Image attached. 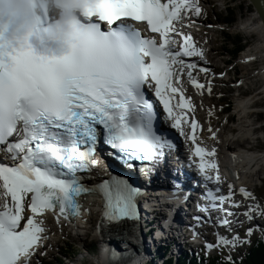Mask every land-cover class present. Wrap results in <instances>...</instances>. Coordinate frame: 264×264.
<instances>
[{
	"label": "snow or ice",
	"instance_id": "snow-or-ice-1",
	"mask_svg": "<svg viewBox=\"0 0 264 264\" xmlns=\"http://www.w3.org/2000/svg\"><path fill=\"white\" fill-rule=\"evenodd\" d=\"M201 16V0H0V264H31L43 255L46 213L57 223L82 218L90 214L81 203L86 196L100 198V224L110 234L122 237L138 225L142 188L113 174L104 159L149 180L176 148L156 127L158 105L149 93L170 127L195 144L187 85L211 93L217 75L185 60L207 63L185 31ZM214 155V148L195 146L198 159L188 158L206 188L203 215L193 219L210 222L215 212L217 226L231 231L229 218L264 217V205L246 188L238 191L247 205L234 199L232 184L221 191L217 164L205 160ZM252 233L249 227L245 235ZM216 235L205 251L249 242L239 233ZM119 255L113 247L110 264ZM225 264L236 262L229 256Z\"/></svg>",
	"mask_w": 264,
	"mask_h": 264
},
{
	"label": "rangeland",
	"instance_id": "rangeland-1",
	"mask_svg": "<svg viewBox=\"0 0 264 264\" xmlns=\"http://www.w3.org/2000/svg\"><path fill=\"white\" fill-rule=\"evenodd\" d=\"M201 6L206 16L198 18V25L194 28L191 27L190 34L204 50L207 66L211 69V72L217 70V72L224 73V75L221 77L218 73L217 80L211 82V93L208 91L201 93V90L199 92L195 88L187 87L188 95L191 96V101L194 104L195 116L203 127L199 139L211 150L215 149L214 158L221 163L232 161L227 156L226 148L228 147L229 150L264 156V94L261 93L264 87V79L256 77L259 68L264 66V58L257 57L255 60L245 63L248 66L241 67L245 51L247 49L252 50V48L254 50L255 46L262 45L264 38L259 33H245L237 30L239 23L252 19L253 14L256 13L253 12L248 0H201ZM240 6L243 11L240 10ZM250 8L252 11H250ZM227 10L234 13L235 23L233 25L222 22L227 15ZM208 25H212V27H208ZM236 39H242L244 45V50L238 54L232 52ZM213 79H215V76ZM245 98H253V104L249 105L248 109V119H243L246 122L250 121L251 126L249 129L253 134L251 140H244L241 137L244 131L243 128H240L239 115L235 113L237 102ZM213 132L215 137L212 135ZM258 162L253 167L255 168L253 175L249 174L247 170H245L246 172L243 171L242 174H245L247 181L245 188L254 194L257 198L256 202L264 205V164ZM237 198L244 199L241 194ZM245 202L244 204L247 205L248 203ZM93 212L90 225L80 231L84 236L77 237L78 242L73 246L74 249L81 251L84 264L101 262V258L96 253L89 252L90 245L93 246L95 240H92L93 236L88 235L90 232L88 227L91 225L94 227L93 225L96 224L98 216L96 209ZM238 216L243 222L236 223L241 230L240 237L249 242L237 245L235 248L229 246V251L223 252L225 256H238L239 253H243L250 246L254 239L262 235L261 226L257 228L254 226L253 220L249 223L243 215ZM262 224L264 225L263 221ZM56 225V222L51 220L50 226L54 228ZM249 227L253 229L250 237L245 235ZM237 230L236 233H238ZM65 231L62 229L63 235L68 237L66 242L71 244L73 235L70 232L64 234ZM54 234L55 237L52 235L50 239L53 245H48L49 240H46L48 242H45L46 247L42 251L44 254L37 253L40 256H36L37 258L32 264H52L51 257L55 255L56 251L67 249L63 246L65 243L61 233L55 229ZM153 246L151 245L152 248ZM154 262L156 263V260ZM167 263H169V260H167ZM170 263L172 264L171 261Z\"/></svg>",
	"mask_w": 264,
	"mask_h": 264
},
{
	"label": "bare ground",
	"instance_id": "bare-ground-1",
	"mask_svg": "<svg viewBox=\"0 0 264 264\" xmlns=\"http://www.w3.org/2000/svg\"><path fill=\"white\" fill-rule=\"evenodd\" d=\"M197 22H198V19L196 20V22L194 24L189 26L190 28L188 27L189 30L186 32L190 33L191 27H193V28L197 27V25H198ZM237 30H239L241 32H245V33H259L264 38V29H263V26H262V24H261V22L257 16V14H253L252 19L245 20L242 23H239L237 26ZM193 40H194V37H193ZM245 52L246 53L243 54L244 57L242 56L243 58H242V62H241V67L242 66L243 67L248 66V65H245V63H247L251 60H255V58H257V57L262 58V59L264 58V42L262 43V45L255 46L254 50H253V48H252V50L247 49ZM248 58H251V59H248ZM256 77H260V78L264 79V66L259 68V70L256 73ZM203 83H205V82H203ZM187 87L195 88L191 84H188ZM195 90H198L200 92V90L197 88H195ZM261 93L264 94V87L261 90ZM252 100H253V98H250V99L245 98V99L241 100L240 102H237L236 107H235V111H236L235 113H237L239 115L238 117H239V121H240L239 122L240 128H243V131H244L243 135L241 136V137H243L244 140L253 139L252 138L253 134L251 133V129H249V127L251 126L250 121H247V122L244 121V120L248 119V114H249L248 109H249V105L253 104ZM226 152H227V156H229L228 158H230L232 160L230 167L233 164L236 166L233 169L234 172L230 173V175H229L230 178L227 179L228 184H232L233 186H239V183L241 181H244V187H246L247 181L245 179V174H242V172L243 171L246 172L245 170H247L249 172V174L253 175V173H255L254 172L255 168H253V167L255 166V164L258 161H259L258 163L264 164V156H260V155L254 154V153H246L244 151L229 150V147L226 148ZM199 176L202 177L201 175H199ZM258 176H259V174H258ZM155 180H157V179H155ZM138 202H139V204H142L140 200ZM177 203L178 202H176V204ZM91 206L92 207L97 206L100 209L99 200L97 198H94V197L85 198L83 201V207L90 209V208H92ZM154 208L155 207L153 205H150L149 207L147 205L146 206L142 205V207H141L142 212L141 213H143V212L145 213L144 219H142L143 223H147L149 221V217L147 216V215H149V213H151V218L153 220ZM180 208L183 210L182 206ZM90 216H91V213L85 214L84 217L80 218L81 220H79V225H81L83 229L86 228V226L89 224ZM171 216H172V214H171ZM51 220H52V222L54 221L57 223L56 218L51 213H46V224H47V228L49 229V231H48V236H49L48 240L49 241L51 239L50 236L53 235V233H54L53 228L50 226ZM64 221L65 220H63L61 218L59 223H63ZM68 223L72 224L70 222H68ZM95 226H96V224L94 225V227ZM104 226L107 227V225H105V224H104ZM160 226L163 227L164 224H160ZM167 227L169 228L170 225H168ZM178 232H180V230H178ZM171 236H174V234L169 233V235L167 237H164L162 234H158L156 236V239H158V241L155 238H153L152 236L151 237L148 236L147 238L150 240V241L148 240V242H150L151 245L155 246V249L161 248V247H162L161 249H164V248H168L170 245L169 243H170L171 239L173 240V238ZM98 241H101V240H98ZM45 242H48V241H45ZM45 242H44L43 248L46 247ZM194 243H196V241H194ZM99 245H100L101 251H100V255L99 256L97 255V256L99 258H101L100 259L101 262L97 263V261H96V263L97 264H110L109 256L107 255L106 251L104 250V247H106V246H104L103 243H100ZM43 248L40 251H43ZM35 256H40V255L36 254ZM138 256H140V257H134L133 260H128V261L118 259L117 263H115V264H142L141 262L147 261V259H145V258H149L150 256H152V251H151V249H146L145 252L141 253ZM138 258H140V259H138ZM33 261H34V259L32 257L31 262H33ZM153 261H155V259Z\"/></svg>",
	"mask_w": 264,
	"mask_h": 264
},
{
	"label": "trees",
	"instance_id": "trees-1",
	"mask_svg": "<svg viewBox=\"0 0 264 264\" xmlns=\"http://www.w3.org/2000/svg\"><path fill=\"white\" fill-rule=\"evenodd\" d=\"M240 10L243 11V8L241 6ZM250 11H252L251 8ZM222 22L227 25H233L235 23L234 13L230 10H227V15L225 16V18H223ZM242 42V39H236L232 50L234 54H238L244 50V45ZM227 257L229 256L219 254L208 259L202 258L201 260L199 258H196L195 261L192 259L190 263L185 262L182 258L179 260L178 264H225V258ZM230 257L236 262V264H264V235L260 236L257 239H254L251 242L250 246L247 247L243 253H239L238 256ZM166 264L171 263L169 262Z\"/></svg>",
	"mask_w": 264,
	"mask_h": 264
},
{
	"label": "water",
	"instance_id": "water-1",
	"mask_svg": "<svg viewBox=\"0 0 264 264\" xmlns=\"http://www.w3.org/2000/svg\"><path fill=\"white\" fill-rule=\"evenodd\" d=\"M254 13L257 14L264 29V0H248ZM141 252L136 254L137 257ZM144 258V257H143Z\"/></svg>",
	"mask_w": 264,
	"mask_h": 264
}]
</instances>
